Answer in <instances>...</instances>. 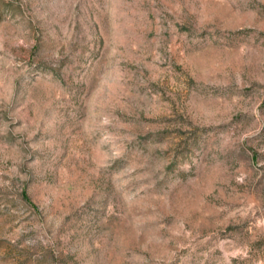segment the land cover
Segmentation results:
<instances>
[{"label":"rangeland","instance_id":"1","mask_svg":"<svg viewBox=\"0 0 264 264\" xmlns=\"http://www.w3.org/2000/svg\"><path fill=\"white\" fill-rule=\"evenodd\" d=\"M0 264H264V0H0Z\"/></svg>","mask_w":264,"mask_h":264}]
</instances>
